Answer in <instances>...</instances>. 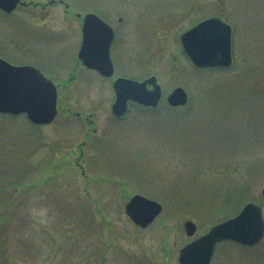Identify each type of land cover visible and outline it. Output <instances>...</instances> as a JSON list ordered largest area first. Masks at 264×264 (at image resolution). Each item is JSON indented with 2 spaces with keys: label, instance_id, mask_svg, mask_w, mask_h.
<instances>
[{
  "label": "rangeland",
  "instance_id": "374dc122",
  "mask_svg": "<svg viewBox=\"0 0 264 264\" xmlns=\"http://www.w3.org/2000/svg\"><path fill=\"white\" fill-rule=\"evenodd\" d=\"M25 1L48 4L0 9V56L42 66L59 110L47 124L0 114V207L11 213L0 264H179L186 242L247 202L264 209V0ZM87 12L115 28L113 77L80 68L69 79ZM213 15L233 28L234 63L198 68L180 35ZM153 74L160 104L117 118L115 77ZM177 85L189 100L171 106ZM135 193L164 206L145 228L125 211ZM212 264H264V239L225 242Z\"/></svg>",
  "mask_w": 264,
  "mask_h": 264
},
{
  "label": "water",
  "instance_id": "95a60500",
  "mask_svg": "<svg viewBox=\"0 0 264 264\" xmlns=\"http://www.w3.org/2000/svg\"><path fill=\"white\" fill-rule=\"evenodd\" d=\"M20 1L0 0V8L12 12ZM82 29L81 60L104 76H112L114 28L98 14L88 12L84 15ZM232 33V26L222 17L214 15L184 31L180 40L184 51L197 67H229L233 63ZM113 86L115 100L112 112L117 117L124 115L130 101L156 106L162 97V86L156 75L143 80L120 76L115 79ZM167 100L174 106L185 105L188 93L184 86L177 85ZM0 112L13 115L25 113L34 123H50L58 114L57 86L38 67L13 64L0 57ZM125 210L134 223L145 227L162 212L163 204L136 193L126 203ZM184 225L189 236L196 232L197 225L193 220H186ZM263 238V207L250 201L236 215L218 222L208 232L186 243L180 250L179 264H211L220 242L234 240L253 246Z\"/></svg>",
  "mask_w": 264,
  "mask_h": 264
},
{
  "label": "flooded vegetation",
  "instance_id": "af4514ba",
  "mask_svg": "<svg viewBox=\"0 0 264 264\" xmlns=\"http://www.w3.org/2000/svg\"><path fill=\"white\" fill-rule=\"evenodd\" d=\"M25 0H21L20 1V3H19V5H17V8H19V7H29V6H40V7H45V6H47V4H48V2H42V1H39V2H34V1H27V3H23ZM51 1V0H50ZM55 1V0H54ZM26 2V1H25ZM16 8V9H17ZM15 9V10H16ZM66 11H69V9H67L66 8ZM77 15L79 16V13H77ZM82 41V40H81ZM114 44V43H113ZM81 45H82V43L80 44V48H79V50H78V54H77V56H78V59L76 60V62H75V64L73 65V67H72V70H73V72H71V74H70V76H69V79L71 78H74L75 77V71L77 70V69H80V68H85V69H87V70H93V71H95V72H97L98 74H100L101 76H103V77H107V76H104L102 73H100L98 70H96V69H93V68H90V67H88V66H86L83 62H82V60L80 59V56H79V51H80V49H81ZM114 62V61H113ZM22 64H32V65H35V66H37L38 68H40L43 72H44V69H43V67L42 66H40L39 64H35V63H31V62H25V63H22ZM114 66H115V64H114ZM115 71H116V67H115ZM118 76H123V75H117L115 78H117ZM113 77V76H112ZM66 82H63L61 85H64ZM131 104H133V103H131L130 102V106H131Z\"/></svg>",
  "mask_w": 264,
  "mask_h": 264
},
{
  "label": "trees",
  "instance_id": "16d2710c",
  "mask_svg": "<svg viewBox=\"0 0 264 264\" xmlns=\"http://www.w3.org/2000/svg\"><path fill=\"white\" fill-rule=\"evenodd\" d=\"M9 215H11V213H9L8 215H5L4 213H3V210H2V208L0 207V223H1V225L0 226H3L4 225V222L6 223V222H9V218H10V216ZM3 230H5L4 228H2L1 229V232H0V236H2L3 238H4V231ZM230 242V241H229ZM223 243H225V242H223ZM245 247H247V248H253L254 246H245Z\"/></svg>",
  "mask_w": 264,
  "mask_h": 264
},
{
  "label": "bare ground",
  "instance_id": "6f19581e",
  "mask_svg": "<svg viewBox=\"0 0 264 264\" xmlns=\"http://www.w3.org/2000/svg\"><path fill=\"white\" fill-rule=\"evenodd\" d=\"M32 123H34V122H32ZM34 124H39V123H34ZM224 242H229V241L227 240V241H224Z\"/></svg>",
  "mask_w": 264,
  "mask_h": 264
}]
</instances>
